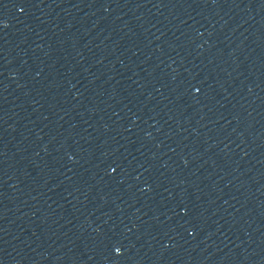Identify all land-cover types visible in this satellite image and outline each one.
I'll return each mask as SVG.
<instances>
[{"label":"water","instance_id":"obj_1","mask_svg":"<svg viewBox=\"0 0 264 264\" xmlns=\"http://www.w3.org/2000/svg\"><path fill=\"white\" fill-rule=\"evenodd\" d=\"M0 264H264V0H0Z\"/></svg>","mask_w":264,"mask_h":264}]
</instances>
